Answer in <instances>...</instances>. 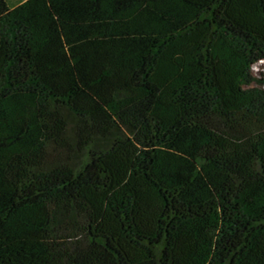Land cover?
Masks as SVG:
<instances>
[{
  "label": "trees",
  "instance_id": "trees-1",
  "mask_svg": "<svg viewBox=\"0 0 264 264\" xmlns=\"http://www.w3.org/2000/svg\"><path fill=\"white\" fill-rule=\"evenodd\" d=\"M10 1L0 264H264V0Z\"/></svg>",
  "mask_w": 264,
  "mask_h": 264
},
{
  "label": "rangeland",
  "instance_id": "rangeland-1",
  "mask_svg": "<svg viewBox=\"0 0 264 264\" xmlns=\"http://www.w3.org/2000/svg\"><path fill=\"white\" fill-rule=\"evenodd\" d=\"M8 4L11 5V1L7 0ZM252 73L253 76L259 80H263L264 79V62H260L258 64H256L253 68H252ZM250 87L252 88H259V84L254 83L253 85H251ZM262 89H264V86L262 87Z\"/></svg>",
  "mask_w": 264,
  "mask_h": 264
},
{
  "label": "built area",
  "instance_id": "built-area-1",
  "mask_svg": "<svg viewBox=\"0 0 264 264\" xmlns=\"http://www.w3.org/2000/svg\"><path fill=\"white\" fill-rule=\"evenodd\" d=\"M264 62V61H263Z\"/></svg>",
  "mask_w": 264,
  "mask_h": 264
}]
</instances>
